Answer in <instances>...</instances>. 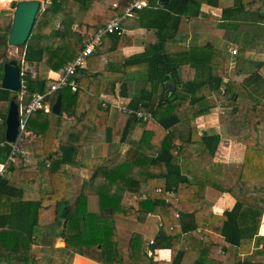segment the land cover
<instances>
[{"label":"trees","instance_id":"obj_1","mask_svg":"<svg viewBox=\"0 0 264 264\" xmlns=\"http://www.w3.org/2000/svg\"><path fill=\"white\" fill-rule=\"evenodd\" d=\"M130 1H46L28 41L20 46L26 61L37 64L35 79L30 73L22 76L28 90L23 102L49 91L51 70L64 73L82 48L83 29L122 15ZM204 3L222 9L221 15L204 13ZM136 15L146 29L143 52L105 62V54L130 44L133 37L105 34L102 45L75 73L77 90L64 87L47 97L53 105L61 94V113L42 109L29 116L26 128L42 141L31 145L38 161L17 168L16 185L0 177V264H66L59 256L75 255L98 264H264V180L260 184L253 178L252 154H247L240 178L223 189L235 198L234 205L218 214L210 197L198 201L195 194L204 183L215 186L210 167L220 135H198L195 117L189 118L187 131L174 129L188 116L181 110L183 102L199 104L194 116L208 112L204 97H192L206 83L219 99L236 101L223 117H240L236 134L249 122L251 135L239 140L248 151L258 147L264 122L254 114L251 94L234 79L224 81L230 53L210 42L189 40L201 32L213 33L236 42L238 57L264 39V25L261 33L241 28L264 24V0H148ZM12 21V15L0 14V46L8 44ZM263 66L253 79L261 77ZM187 67L196 74L184 79ZM171 77L176 79L172 94ZM10 92L0 86V101L8 100ZM101 94L125 98L130 109L152 116L143 120L119 108L109 125L110 105L103 106ZM137 126L142 127L140 137L134 133ZM236 126L228 123L227 132ZM105 142L113 152L93 156L92 148ZM123 144L126 148L119 153ZM9 151L0 148V155ZM183 151L193 155L185 157ZM69 166L90 172L76 174ZM89 195L97 196L95 210L89 208ZM132 195L135 199L127 201ZM148 215L160 219L154 239L146 241L134 232L128 245L120 247L117 217L142 222ZM60 233L64 246L56 245ZM58 243H63L61 237ZM157 249H170L171 259L156 258Z\"/></svg>","mask_w":264,"mask_h":264},{"label":"crops","instance_id":"obj_2","mask_svg":"<svg viewBox=\"0 0 264 264\" xmlns=\"http://www.w3.org/2000/svg\"><path fill=\"white\" fill-rule=\"evenodd\" d=\"M202 10L204 13L214 14L216 16H220L222 12V9L211 6L206 3L202 5ZM263 25H264L263 23H259L257 26L251 24H243L241 25V28H246L247 29L246 31H250L251 29H256L257 33H261L260 31L263 29ZM96 28L98 27H92V30ZM124 28H125L124 34H129L133 36L132 42L130 44L121 46L116 52L105 54L103 56V61L108 62L114 58L118 59L119 61H123V59L129 57L132 54L143 52L147 47V39L145 36L146 29L140 27L137 15L134 18L124 20ZM88 32L90 31L88 30L87 33ZM193 38L194 39H190L189 41L192 40L194 43H198V45H205L206 43L210 42L215 46V48L230 53L229 72L226 76H224V81L226 82L227 80L234 79L237 82L244 85L247 91H249V93L251 94L249 101L257 109L255 110L254 114L264 122V110H263L264 109V66L259 73L261 77L253 79V76L256 75L254 74L255 71H257L258 67L261 66L262 63H264V39H258L259 41L258 44L257 42H253V44L250 45V48L248 50L245 51L241 50L239 52V56L237 57L235 54L231 52L232 49L237 50L239 48L238 44L234 41L222 39L218 35H215L213 33H206V32H201L197 36H193ZM12 47L13 45H10L9 43L7 45L0 46V70L2 72V79L0 81V86H2V80L4 75V64L5 62L10 61L11 59H16L19 63L20 71L22 73L20 74V77H21V81L23 80V83H24V79L22 76H24L25 74L30 73L33 79L37 77V64L31 65L28 61H26L24 57L25 48L22 50V53L20 54L21 56L20 55L18 56L19 59H17L16 57L15 58L9 57L10 54L12 53L11 51ZM14 48H19V47L14 46ZM13 52H15V49L13 50ZM7 57H9V59H6ZM186 70L187 71L184 76V79H187V77L189 76L192 77L196 74V71H193L190 67H187ZM32 72L34 75L32 74ZM60 73L61 72L51 70L49 72V77L55 80V78H57ZM3 88L8 89L11 92L9 95L10 98L8 100L0 101V118L3 119V121L0 122V126L5 127L4 129L5 131L2 132L0 131V141L14 142V141H8V139L6 138V133H7L6 119L9 113L11 99L14 97L16 102L18 103V106L21 102L20 101L21 88L19 90H12L5 87ZM222 90L224 91V87H222ZM101 95H102L101 98L103 99L102 102L103 106L104 104L110 105V109H111L109 115V125H110L114 118V110L119 109V105H127L128 100L125 98H121L120 96L111 97L108 94H101ZM201 96L205 98L203 103L207 104V106L209 107L208 112L199 116H194L195 112L199 108V104L193 105L189 101L183 102L181 106V110H185L188 116L186 119L182 121V123L176 125L174 129L187 131L190 126L189 118L195 117L194 119L196 121L198 135H204V134L220 135L219 145L212 158V162L214 163V165L210 167L211 173H213L215 186L212 187V185L208 183L202 184L199 192L195 194V199L199 201L201 199H207L210 197L211 201L213 202V206H212L213 211L215 213L222 214L225 209L231 208L235 203V198L229 192H226L223 189H228L240 178L241 169L243 167V164L247 160L246 158H248L249 153L252 154L255 160L254 164L256 168H252L254 169L253 178L259 181L260 184L264 180V170L260 169V168L264 169V124L260 126V132H259L260 144L256 149L252 148V150L248 151L247 145L242 141H240L239 137H245L251 135L249 122H245L243 127L240 129L239 133L236 134L237 131L239 130L240 117L235 115L231 117H227V116L223 117V115L231 112L233 107L236 106L237 104L236 101L230 99H225V100L219 99L216 96L214 90H212L209 84L206 83L203 84L201 88H199L192 97L197 98ZM192 97H190V99ZM228 123L232 125L237 124L236 127H232L233 132L231 134L227 132ZM134 133L135 136L140 137L142 133V127L137 126L135 128ZM17 138L18 135L16 137V140ZM20 139L22 145L24 144L23 142H27L28 144L23 146L29 150L31 155V162L33 163L37 162L38 160L34 157L33 150L31 149L32 148L31 145L35 144L36 142L38 144L41 143L42 141L41 136L36 135L34 132L29 131L26 128L25 132L22 134ZM6 147H10V145L6 144L4 147H0V148H6ZM116 148L117 147H115L114 150H116ZM121 148H124L125 150L126 145L123 144L119 146L118 148L119 153ZM49 152L50 150H47L45 151V154H48ZM111 152H113V149H111L109 144H107L106 142L96 144L92 148L93 156H106ZM6 155L8 154L2 152V154L0 155V161L3 160L6 157ZM182 155L190 158L193 155V153L191 151H183ZM22 165L24 164L21 162V158H19L17 162L10 165L8 169L9 171L4 175L10 178L11 183L14 185L17 184L18 176L20 173V171L17 168ZM12 168H14V170H12ZM68 168L76 174H81V175L87 174L86 176H88L89 174L88 172H90L85 168H79L75 166H69ZM193 171H197V170L195 169ZM91 198L92 201L94 202L96 201L97 196L92 195L90 196L89 199ZM133 199H135V195L126 198L127 201H132ZM91 205L93 204H91L90 202L89 208L91 207ZM91 209L95 210L92 207ZM126 220H130L134 228H132L131 230H127L126 240H123V238L120 239L119 241L120 247L128 245L130 238L134 232H139L143 234L144 239L146 241H150L151 239H154L155 234L159 230V225H160L159 217L156 215H148L146 220L142 222H138L128 218L117 217L118 231L120 228L126 225ZM260 234H264L261 231V228H260ZM58 237H61L63 239L62 244L58 243ZM58 237H57L56 245L64 246L65 240L63 234L60 233ZM39 257H41L40 254ZM69 257L70 256H59V258L61 260H64L66 264H71V263L78 264V262L79 264H98L97 262L89 260L80 255H75L73 256V258H69ZM156 258L163 260H170L171 250L157 249ZM80 260H83V262L81 263Z\"/></svg>","mask_w":264,"mask_h":264},{"label":"built area","instance_id":"obj_3","mask_svg":"<svg viewBox=\"0 0 264 264\" xmlns=\"http://www.w3.org/2000/svg\"><path fill=\"white\" fill-rule=\"evenodd\" d=\"M147 4L148 0H132L125 7L122 15L115 16L111 18L105 25L90 31L88 35L84 37L80 52L77 54L74 60L66 64L64 73H60L58 77L55 78L54 83H52L49 91L46 93H34L30 102L27 104L23 103V98L28 93V90L25 83H23V80L21 81V102L19 104L20 123L18 138L14 142L0 141V147H4L6 144L10 145V152L3 160L0 161V177L4 176L9 171L8 169L10 165L17 162L19 158H21V162L23 164H28L31 162V155L29 150L25 148L20 142V138L26 130V124L29 116L37 110L43 109L45 111H51L52 107L51 104L47 101V97L58 89L69 87L73 92H75L78 88V82L74 78L75 73L79 68L85 67L88 57L92 53H94L98 46L102 45L104 35L107 33H116L118 35L124 34V20L134 18L136 16V11L141 10ZM113 6L117 7L118 3L114 2ZM231 52L233 54L237 53L236 49H232ZM119 108H121L124 112L130 114L135 113L138 118H141L143 120H147L152 116L150 112L134 111L127 105H119ZM2 121L3 119L0 118V122Z\"/></svg>","mask_w":264,"mask_h":264},{"label":"water","instance_id":"obj_4","mask_svg":"<svg viewBox=\"0 0 264 264\" xmlns=\"http://www.w3.org/2000/svg\"><path fill=\"white\" fill-rule=\"evenodd\" d=\"M42 6L41 0H21L16 4L11 31L8 37V43L13 46H21L26 44L34 27L36 16ZM20 65L16 59H11L4 64V75L2 86L12 90L21 88ZM170 94L176 88V79H169ZM176 95L171 97L173 100ZM62 109L61 94L57 96L56 101L52 105V111L60 114ZM8 141H15L19 132V106L13 97L10 101V109L6 119Z\"/></svg>","mask_w":264,"mask_h":264},{"label":"rangeland","instance_id":"obj_5","mask_svg":"<svg viewBox=\"0 0 264 264\" xmlns=\"http://www.w3.org/2000/svg\"><path fill=\"white\" fill-rule=\"evenodd\" d=\"M17 1L18 0H0V13H1V15L6 14V13H8L10 15H14ZM46 1L48 2L49 0H41L42 7H44ZM88 30L91 31L92 28H89L87 30L83 29V31L85 33V36L88 35V33H89V32L87 33ZM17 47H19V48H14V46L11 48L12 49L11 50L12 53L10 54L9 57H13V58L16 57L17 59H19L18 56L22 53L23 48L20 47V46H17ZM14 49H15V52H13ZM9 57H7L6 59H9ZM4 129H5V127L0 126V131L1 132L2 131H5ZM23 145H25V144H23ZM123 150H124V148H121L120 149V153L123 152ZM107 162H109V160H107ZM96 201H97V198H96ZM96 201L93 202L92 201V198L90 199L91 204H93V205H91V207L93 209H96L97 208V202ZM91 207H90V210H92ZM132 228H134L133 224L130 222V220H126V225H124V227L120 228L119 231H118V235L120 234L119 241L122 238H123V240H126L127 230H131ZM260 228H261V231L264 233V216H263V219H262V223H261ZM117 229H118V227H117ZM56 241H57V239H56ZM69 258H73V256H70ZM80 262L82 263L83 260H80ZM78 264H79V262H78Z\"/></svg>","mask_w":264,"mask_h":264}]
</instances>
